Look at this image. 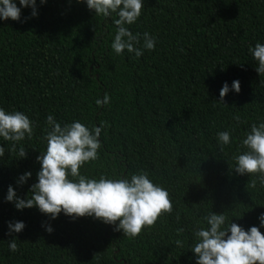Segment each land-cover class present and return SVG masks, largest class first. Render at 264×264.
<instances>
[{"label": "trees", "instance_id": "1", "mask_svg": "<svg viewBox=\"0 0 264 264\" xmlns=\"http://www.w3.org/2000/svg\"><path fill=\"white\" fill-rule=\"evenodd\" d=\"M14 2L21 21L0 19V108L28 115L34 135L18 143L27 151L19 159L9 152L12 142L0 138V264H196L193 232L207 227L209 213H225L228 223L245 230L260 227L264 186L232 169L233 157L247 150L241 142L251 125L264 122V76L249 51L264 44V0H143L141 16L125 25L155 37L154 50L140 57L111 48L115 13L95 16L76 0H36L32 17L31 7ZM225 83L227 106L219 102ZM105 94L110 102L98 106ZM49 115L61 126L79 121L92 129L107 122L99 158L85 163L81 175L118 179L146 171L169 192L172 213L129 238L94 217L62 212L53 220L36 207L18 210L7 202L9 185L27 198L38 182L36 157L46 151ZM221 131L231 135L223 152ZM25 172L32 175L20 185ZM16 221L25 228L8 235ZM13 238L17 252L8 247Z\"/></svg>", "mask_w": 264, "mask_h": 264}, {"label": "clouds", "instance_id": "2", "mask_svg": "<svg viewBox=\"0 0 264 264\" xmlns=\"http://www.w3.org/2000/svg\"><path fill=\"white\" fill-rule=\"evenodd\" d=\"M47 0H40L41 4ZM86 3L95 16L109 17L115 13L118 17L114 21L117 31L111 48L117 55L125 50L134 53L136 57L143 55V50H154L156 40L148 32L133 34L125 25L134 24L141 16L144 7L143 0H76ZM22 7H31V16H37L36 0H19ZM0 19L21 21V7H17L14 0H0ZM141 41H143L142 46ZM253 59L258 62L256 71L264 76V44L257 43L249 49ZM236 93L241 91L239 80L232 83ZM229 86L224 84L220 91V101L225 106L224 97L229 92ZM110 97L105 94L103 99L96 101L98 106L106 105ZM234 119L239 124V115ZM48 128L44 130L46 151L36 157L41 168L37 173V181L31 185L27 198L17 196L15 189L9 185L6 196L7 202H13L18 210L33 207L56 219L63 212L73 219L79 217H94L105 224L115 225V231H123L124 236L135 238L144 228L154 227L157 220L164 214H171L173 204L169 192L162 186L149 179V174L141 170L132 174L130 178L110 179L101 175L99 179H90L81 175V167L99 158L102 144L100 135L107 122L99 127L89 129L79 121H73L61 126L52 115L46 118ZM34 135L33 121L21 111L6 112L0 108V138L12 142L10 153L19 158H26L27 151L17 145L26 137L30 140ZM220 151L231 143L228 131L218 133ZM242 147L247 149L235 155L234 170L239 175L257 176L261 186H264V122L253 123L250 131L242 140ZM5 156V148L0 146V158ZM31 172H25L18 178L22 185L30 177ZM69 177H72L70 179ZM257 180L248 182V186L255 188ZM177 213V220H179ZM207 227H200L193 232L195 243L192 252L196 257V264H264V234L260 227H264V213L259 216L260 227L252 226L248 230L232 220L228 223L225 213L211 212L203 217ZM118 222V223H117ZM48 233L53 232L50 225H44ZM9 233H20L25 228L23 221L9 222ZM181 235L184 228H178ZM16 238L9 241L11 252L19 251ZM176 246L183 248L184 241L177 239Z\"/></svg>", "mask_w": 264, "mask_h": 264}]
</instances>
